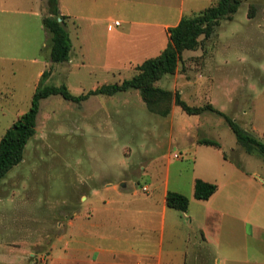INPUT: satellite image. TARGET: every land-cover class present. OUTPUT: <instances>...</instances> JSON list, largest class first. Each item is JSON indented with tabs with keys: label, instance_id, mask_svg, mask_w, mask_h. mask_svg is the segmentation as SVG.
I'll return each mask as SVG.
<instances>
[{
	"label": "rangeland",
	"instance_id": "1",
	"mask_svg": "<svg viewBox=\"0 0 264 264\" xmlns=\"http://www.w3.org/2000/svg\"><path fill=\"white\" fill-rule=\"evenodd\" d=\"M58 1L60 11H73V0ZM214 1L199 0L197 8ZM43 3L0 0V140L30 108L42 80L66 84L79 95L131 78L138 64L158 54L152 42L140 48L125 40L120 47L107 24L101 38L88 29L87 19L67 17L70 60L52 64L50 33L37 7ZM35 9L40 16L30 13ZM120 14L114 7L106 9L111 20ZM199 39L196 49L183 52L176 71L156 85L173 95L179 92L192 106L211 103L264 143V0H243L232 18H223L211 36ZM40 69L50 71L46 79ZM204 137L221 147L200 144ZM169 173L171 184L184 193L191 191L195 174L221 186L213 198L217 205L238 207L240 201L242 208L255 199L256 214L264 213V157L246 151L222 114L190 115L173 99L170 113L163 115L148 107L138 89L92 95L81 103L61 95L43 99L23 160L0 180V264L54 259L64 213L79 203L86 210L78 198L89 186L100 187L97 180L85 183L87 177L136 181L142 191L143 185H160ZM225 194L237 200L228 202ZM105 218L115 217L108 211ZM237 243L243 250L244 242ZM252 246L257 253L244 264H264V246Z\"/></svg>",
	"mask_w": 264,
	"mask_h": 264
},
{
	"label": "crops",
	"instance_id": "2",
	"mask_svg": "<svg viewBox=\"0 0 264 264\" xmlns=\"http://www.w3.org/2000/svg\"><path fill=\"white\" fill-rule=\"evenodd\" d=\"M198 1L73 0L74 9L71 13L60 12L74 21L78 18L87 19L88 29L97 37L104 38L107 24L108 31L113 33L112 38L120 47V43L125 40L140 48L152 42L154 50L159 54L169 41V27L176 26L184 15L206 8H197ZM48 3L49 0H44L43 6L37 5L44 15ZM84 6L86 10L81 11L80 8ZM112 7L121 13L113 20L106 15V9ZM30 13L41 15L37 9ZM115 21H120V25L109 29V25ZM129 62H133L131 58ZM43 72L40 69L38 74L42 75ZM192 178L191 191L184 193L178 186L171 184L170 173L160 185H143L142 191L135 187L136 181L130 185L127 179L117 182L107 177H87L85 183L92 184L97 180L100 187L89 186L90 191L78 198L82 205L87 204L86 210L81 209L79 203L70 214L64 213L59 222L62 232L56 236L61 244L55 258L49 259L48 264L252 262L250 257L257 253L252 244L264 246V213L256 214L255 199L242 208L240 201L235 202L238 207L224 208L213 199L221 190L218 185V190L209 199L199 200L194 194L196 179L210 180L195 174ZM75 181L80 183V177L77 176ZM119 184L123 188H119ZM150 186L154 187L152 192ZM169 190L189 197L187 211L168 206L166 196ZM224 196L228 202L237 200L235 194ZM108 211L115 218H105ZM240 241L244 242L243 250L237 243Z\"/></svg>",
	"mask_w": 264,
	"mask_h": 264
},
{
	"label": "trees",
	"instance_id": "3",
	"mask_svg": "<svg viewBox=\"0 0 264 264\" xmlns=\"http://www.w3.org/2000/svg\"><path fill=\"white\" fill-rule=\"evenodd\" d=\"M243 0H215L211 5L192 15H184L180 22L169 27L170 40L167 46L157 55L144 60L137 65V72L131 78L122 82L102 84L96 89L79 95L73 94L66 84L51 85L42 80L35 89L30 108L19 115L17 120L4 133L0 140V180L24 158V151L29 140L35 135L38 115L42 100L52 95H61L66 100L81 103L92 95H114L129 89H138L143 101L152 110L163 115L171 111L172 101L180 106L183 111L192 114H201L206 110L216 111L222 114L238 141L249 153H259L264 157V143L243 129L236 121L216 109L211 103L201 106L189 105L181 98L179 92L175 95L169 90L156 85L166 74H172L185 50H194L198 47L200 37H209L215 31L223 18H232L238 11ZM61 18V20H60ZM65 14L60 12L59 1L49 0L48 15L43 17V25L49 31L52 45L50 59L52 64L66 62L70 59L72 41L66 26ZM50 71H44L41 77L46 79ZM165 103V107L161 108ZM200 144L221 147L219 141L204 137ZM218 190V184L197 178L194 194L199 200L209 199ZM168 206L187 211L190 199L187 195L169 190L167 193Z\"/></svg>",
	"mask_w": 264,
	"mask_h": 264
},
{
	"label": "built area",
	"instance_id": "4",
	"mask_svg": "<svg viewBox=\"0 0 264 264\" xmlns=\"http://www.w3.org/2000/svg\"><path fill=\"white\" fill-rule=\"evenodd\" d=\"M120 25V21H115L114 23L109 25V29H113L114 26Z\"/></svg>",
	"mask_w": 264,
	"mask_h": 264
},
{
	"label": "water",
	"instance_id": "5",
	"mask_svg": "<svg viewBox=\"0 0 264 264\" xmlns=\"http://www.w3.org/2000/svg\"><path fill=\"white\" fill-rule=\"evenodd\" d=\"M60 20H61V18H60Z\"/></svg>",
	"mask_w": 264,
	"mask_h": 264
}]
</instances>
